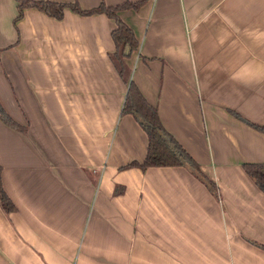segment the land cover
<instances>
[{"label":"crops","instance_id":"0c3cea01","mask_svg":"<svg viewBox=\"0 0 264 264\" xmlns=\"http://www.w3.org/2000/svg\"><path fill=\"white\" fill-rule=\"evenodd\" d=\"M116 11L57 20L0 0V264H264V0H29ZM195 161L141 163L128 81Z\"/></svg>","mask_w":264,"mask_h":264},{"label":"trees","instance_id":"16d2710c","mask_svg":"<svg viewBox=\"0 0 264 264\" xmlns=\"http://www.w3.org/2000/svg\"><path fill=\"white\" fill-rule=\"evenodd\" d=\"M17 1V15L14 22L22 17L23 9L32 6L42 11L46 15L57 20L62 18L65 8L71 11L88 15L93 13H103L115 20V28L112 31V39L115 45V51L111 56L115 67L120 74H125L126 68L122 58L131 51L137 49V41L132 31L116 16V11L121 8L136 7L137 4L124 3L120 6L106 7L102 2L98 7L91 10L79 8L77 3H57L51 1ZM122 114H131L140 124L147 136V147L144 160L141 163L130 162L127 167H139L145 170L148 167H169L187 165L195 171V174L206 180L200 173L195 161L184 151V149L173 139V137L163 128L159 120L155 107L149 105L136 85L128 81L125 98L123 101ZM0 115L2 113L0 111ZM254 128L263 131L264 128L250 124ZM244 171L255 182L257 187L264 193V164H244ZM0 207L6 213L13 211L14 206L5 191L1 181L0 168Z\"/></svg>","mask_w":264,"mask_h":264}]
</instances>
